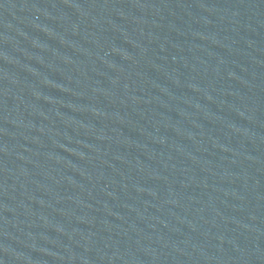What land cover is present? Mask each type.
Returning <instances> with one entry per match:
<instances>
[{
    "label": "water",
    "instance_id": "water-1",
    "mask_svg": "<svg viewBox=\"0 0 264 264\" xmlns=\"http://www.w3.org/2000/svg\"><path fill=\"white\" fill-rule=\"evenodd\" d=\"M0 264H264V0H0Z\"/></svg>",
    "mask_w": 264,
    "mask_h": 264
}]
</instances>
